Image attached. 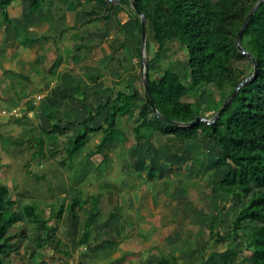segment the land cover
Returning <instances> with one entry per match:
<instances>
[{"label":"trees","instance_id":"trees-1","mask_svg":"<svg viewBox=\"0 0 264 264\" xmlns=\"http://www.w3.org/2000/svg\"><path fill=\"white\" fill-rule=\"evenodd\" d=\"M12 1L0 0V8L6 17L7 6ZM28 1L31 12L45 7L47 2V0ZM87 1H96L105 7L103 15L95 10L91 11L88 21L102 17L108 20L117 7L131 10L133 15L130 17L133 16L131 19L137 25L140 38L137 50L140 64L141 14L134 9L133 0ZM135 1L138 9L147 17L148 30L150 27L152 29L154 57L158 58L157 60H161L164 54L170 51L169 42H173L178 48L185 46L187 49L185 54L187 66L183 74L167 69L162 76L152 77L151 69L155 65L152 60L146 58L151 78L150 91L158 110L166 118L182 122L183 125L171 124L155 115L146 97L142 102H138L136 92L117 91L115 98L119 102L116 104H110L109 101L91 109L83 102L91 118L99 116L108 108L109 112L103 125L90 126L87 121H81L78 123L77 131L74 132L69 126L74 122L61 126V120L58 119L57 122L50 124L51 129L43 128L42 132L51 137H55L56 134L65 135L69 158L86 146L93 133L102 132L103 135L96 152H102L107 142L128 141L129 134L119 124V118L123 116H127L129 121H134L138 117L135 121L137 123L132 126V132L138 141L140 138L148 141L159 132L163 135H174L187 142L202 133L204 138L209 139L216 146L218 155L214 165L222 173L220 182L212 185V192L217 196L224 194L235 197L241 205L227 233L215 231L213 223L210 225L208 246L213 247L216 243L233 237L236 241L243 239L245 247L251 251L249 264H264V2L247 24L241 41L243 48L257 61V75L241 87L215 121L199 120L189 124L198 116L210 120L238 85L254 72V61L248 53H244L239 48L237 36L258 0ZM50 9L47 8L49 17L54 15ZM119 24L121 25L120 21ZM78 49L82 51L86 47L79 46ZM206 85L215 86L220 91L219 99L210 101L207 108L203 107L204 103L201 99L185 100V97L191 93L199 95ZM208 111H213L214 114L209 116ZM49 117L51 120L56 118V111H51ZM45 135L30 137L29 133L24 132L22 139L15 142L18 145L28 143L32 147H38L33 153V158H45L47 157L44 152ZM57 142V138H52L50 143L54 146ZM6 144L7 142L3 143L5 147ZM53 155V150L49 148V158ZM104 158L107 159L108 156L104 155ZM72 194L67 212L75 217L86 201L83 199L82 188L74 187ZM99 200V197L95 198L94 204ZM15 203L16 200L10 197L9 185L0 180V254L2 255L10 252L13 240L18 236L15 229L18 228V223L23 217L30 223L48 228L44 209L26 203L23 211H17L13 208ZM110 215L116 216L114 212ZM247 226L249 229L243 231ZM25 235V232H22L19 236L25 237ZM88 237L89 231L86 229L78 243H83ZM59 243L66 244L62 240H59ZM64 253L68 256L70 252L64 251ZM238 255L237 250H225L220 254L221 264L231 263V259L237 258ZM205 260L204 257L201 264ZM3 262L4 258L0 256V264ZM160 264L178 263L172 262L169 257H162Z\"/></svg>","mask_w":264,"mask_h":264},{"label":"crops","instance_id":"crops-1","mask_svg":"<svg viewBox=\"0 0 264 264\" xmlns=\"http://www.w3.org/2000/svg\"><path fill=\"white\" fill-rule=\"evenodd\" d=\"M47 8H51L54 15L49 17ZM93 10L103 15L105 7L96 1L47 0L45 7L31 12L28 0H13L7 6V17L0 8V126L24 125L26 123L24 119L32 121L33 115L36 114L39 117L38 122L43 124L42 127L45 129H51L50 124L59 119L61 126L74 122L69 126L76 132L78 123L81 121H87L90 126L103 125L109 112L107 108L99 116L91 118L83 102L91 109L109 101L110 104H116L119 102L115 98L117 91L136 92L137 101H143L144 87L142 91L135 86L133 78L134 63L137 62L140 66L137 51L140 38L137 25L131 19L133 16L130 17L133 15L131 10L117 7L108 20L102 17L88 21L90 12ZM79 46L86 47L85 53H78ZM98 46L99 49H105L107 53L99 60L92 57L93 49H98ZM105 57L108 58L106 62ZM163 74L152 76L151 73V76L160 77ZM91 95L93 101L90 100ZM90 101L93 104H90ZM51 111H56V118L52 120L49 117ZM122 119L134 126L138 117L134 121H129L127 116L120 117L119 124ZM1 128L0 141L3 137ZM94 135L98 136L95 146L97 149L103 136L102 132L91 134L86 146L72 157L91 145ZM198 135L187 142L195 141ZM162 136L164 135L156 132L148 141L143 138L138 141L135 136L131 137L129 134V140L125 143L107 142L102 152H96L93 147L94 150L89 151L90 157L103 153V157L107 155L109 158L106 149H110V146L116 148L131 142L129 154L132 159H135L131 166L135 168V172L141 175L144 172L146 175L153 168V174H160L159 170L161 167L164 168L165 162L160 161V157L167 153L169 158L175 155L174 145L163 150L156 147V140L161 139ZM11 138L3 139L7 142ZM176 138L182 143L185 142L181 138ZM202 138L203 143L217 151L212 141ZM2 147L6 148L0 142V180L9 185L6 180H3L6 179L3 173L8 174L12 165L1 160L4 158V154H1ZM185 150L182 149V152ZM83 167L80 174L84 179L89 169L85 164ZM95 169L98 170L99 167ZM3 170L6 171L3 172ZM126 181L127 179H124V182ZM129 184L130 182L126 185ZM144 188L149 187L145 185ZM101 194H95L88 199L83 193L86 204L79 209L75 217L67 212L63 218L61 217L63 221L59 225L49 222L52 219L51 215L46 216L48 228L30 223L23 217L18 223V228L15 229L18 236L13 240L10 252L6 255L0 254L4 258L3 264H160L162 257L171 259L175 257V261L180 264L178 258L172 255L171 248H164L162 244H159L161 240L159 233L162 231L151 230L153 227L151 217L155 216L148 217L141 212L117 214L111 211L116 214L115 217H111V212L110 219L107 216L104 217L98 214L101 209L98 205ZM139 195L137 192L132 193V202H135V205H138ZM225 196L219 194L218 197ZM10 197L17 200L11 195ZM97 197L100 200L94 204ZM232 198L236 204H239L235 197ZM89 203L92 209L88 216L82 218L80 210ZM133 220L140 221L141 228L131 223ZM150 226L151 228L148 229ZM86 229L89 231L88 239L78 243ZM22 232L26 235L21 238L19 235ZM59 240L67 245L59 243ZM201 247V250L197 251L198 259L191 258L192 261L183 264H201L204 257L206 260L203 264H206L208 255H214V252L209 253L204 243ZM160 250H166L167 255L162 254ZM64 251H69V255L65 256ZM217 253L219 258L212 257L214 260L211 259L210 262L221 264V253Z\"/></svg>","mask_w":264,"mask_h":264},{"label":"rangeland","instance_id":"rangeland-1","mask_svg":"<svg viewBox=\"0 0 264 264\" xmlns=\"http://www.w3.org/2000/svg\"><path fill=\"white\" fill-rule=\"evenodd\" d=\"M147 39L146 58L152 60L151 62L156 67L151 69L152 76L163 74L167 69L184 73L187 66L185 55L187 49L185 46L178 48L173 42H169L170 51L165 53L161 60H157L158 58L154 57L155 50L151 27L148 30ZM79 51L78 53L83 54L86 49ZM114 54L116 55V53ZM105 55H107L105 49H99V46L98 49H93L92 57L97 60ZM104 60L106 62L108 58L105 57ZM134 68L135 86L143 91L144 79L137 62L134 63ZM219 97L218 88L206 85L201 89L199 95L191 93L185 97V100L201 99L204 103L203 107L207 108L210 101H216ZM90 98L91 101L94 100H92V95ZM91 101L90 104H93ZM212 114H214L213 111L207 112L209 116ZM38 120L39 117L34 114L32 121L24 119L26 122L23 123L24 125L0 126L3 134L0 141L2 145L4 142L6 143L3 138L12 137L8 139L6 144V148L11 152L2 147L1 154H4V158L1 160L12 165L8 174L3 173L6 175V179L3 180L9 183L10 195L17 199L14 206L17 211H23V206L26 203H32L38 209H44L45 216H52L50 223L59 225L63 221L61 217L63 218L67 213L73 188L75 186L81 187L84 190V197L88 199L95 194L102 193L101 201L98 204L101 209H99L98 214L100 213L104 217L109 218L111 211H115L117 214L141 212L148 217L155 216L151 217L153 227L150 226L148 229L151 228L154 231L160 229L162 231L159 233L161 236L159 244H162L164 248H171L172 255L178 258L180 264L188 263L191 258L198 259L199 253L197 251L201 250L203 243L208 248L209 253L214 252V255H208L206 264H215L210 262L211 259L214 260L212 257L219 258L217 252L222 253L225 250H237L239 252L238 257L231 259V263L227 261L228 263L249 264L251 251L245 247L243 239L236 241L233 237L216 243L212 249L211 246H208L211 234L210 225L213 223L215 231L227 233L241 205L236 204L232 197L219 198L212 192V185L221 179L222 173L214 165L218 154L212 146L203 143L202 133L198 135V139L187 143H182L175 136L164 135L161 139H157L156 147L160 150L174 145L175 151H172L175 155L169 158L167 153L160 157V161H165L164 168L159 165L161 167L160 174H153V168H151L148 172V174L151 172L150 175L147 173L145 175L144 172L141 175L135 172L134 167H131L133 160H135L129 154L131 142L116 148L110 146V149H106L109 158L105 160L103 153L90 157L89 151L94 150L98 142V136L94 135L91 145L74 157L69 158L66 152L67 137L65 135H56L55 137L45 135L42 132L43 124L39 123ZM120 125L125 131L127 130L131 137H134L132 125L128 121L122 119ZM24 132L29 133L30 137L45 135L44 152L47 157L33 158V153L38 147H32L28 143L18 145L15 142L22 139ZM52 138H57L58 141L54 146L50 143ZM49 148L54 152L53 157L50 158ZM182 149L186 150L182 152ZM84 164L89 172L87 177L83 179L80 172L84 168ZM95 167H99V169L96 170ZM124 179L127 181L124 182ZM129 182L130 184L126 185ZM138 185L140 186L139 189ZM143 185H147L149 188H144ZM133 192L140 194L137 200L138 205L132 202ZM91 209V204H87L80 210L81 217L88 216ZM131 223L136 224L137 228L140 226L138 220H133ZM247 229L249 226L243 231H247ZM243 231L242 233H244ZM168 241L172 243L170 244ZM160 251L167 255L166 250ZM174 261L172 259V262Z\"/></svg>","mask_w":264,"mask_h":264},{"label":"water","instance_id":"water-1","mask_svg":"<svg viewBox=\"0 0 264 264\" xmlns=\"http://www.w3.org/2000/svg\"><path fill=\"white\" fill-rule=\"evenodd\" d=\"M109 1H118V0H109ZM264 2V0H258L256 2V4L254 5V7L252 8V10L249 12L248 16L246 17L239 33L237 36V44L239 46V48L244 52V53H248L242 46L241 41H242V37L244 34V30L247 26V24L249 23L250 19L253 17L254 13L257 11V9L260 7V5ZM133 7L134 9L139 12L141 14V57H140V69H141V73L144 79V93H145V97L148 100L150 106L152 107L154 114L157 115L158 117L162 118L163 120H165L166 122H169L171 124L174 125H183L182 122H178L169 118H166L163 114L160 113V111L158 110V107L152 97L151 91H150V71L148 68V63H147V59H146V43H147V36H148V26H147V17L145 14L141 13V11L138 9L137 6V2L135 0H133ZM249 56L252 57L253 61H254V72L248 76L247 78H245L236 88V90L228 97V99L224 102L223 106L220 108V110L218 112H216L214 114V116L208 120L205 117H201L198 116L194 121L190 122L189 124H193L196 123L199 120H203V121H207V122H213L215 121L218 117H220L222 115V113L225 111L227 105L229 104L230 100L236 95V93L241 89V87L243 85H245L248 81H250L253 77H255L258 73V64L256 59L248 53ZM187 125V124H186Z\"/></svg>","mask_w":264,"mask_h":264}]
</instances>
